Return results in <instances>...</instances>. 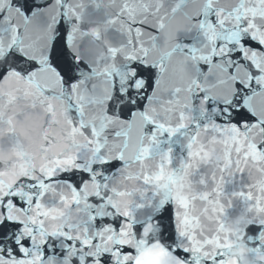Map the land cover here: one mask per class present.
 I'll return each instance as SVG.
<instances>
[{"label":"snow or ice","instance_id":"snow-or-ice-1","mask_svg":"<svg viewBox=\"0 0 264 264\" xmlns=\"http://www.w3.org/2000/svg\"><path fill=\"white\" fill-rule=\"evenodd\" d=\"M264 264V0H0V264Z\"/></svg>","mask_w":264,"mask_h":264},{"label":"water","instance_id":"water-1","mask_svg":"<svg viewBox=\"0 0 264 264\" xmlns=\"http://www.w3.org/2000/svg\"><path fill=\"white\" fill-rule=\"evenodd\" d=\"M160 256L158 253H150L146 258V264H159Z\"/></svg>","mask_w":264,"mask_h":264}]
</instances>
